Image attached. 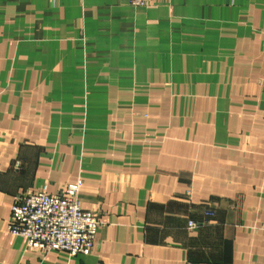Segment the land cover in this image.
Instances as JSON below:
<instances>
[{
    "label": "crops",
    "instance_id": "obj_1",
    "mask_svg": "<svg viewBox=\"0 0 264 264\" xmlns=\"http://www.w3.org/2000/svg\"><path fill=\"white\" fill-rule=\"evenodd\" d=\"M78 180L89 254L8 231ZM0 264H264V0H0Z\"/></svg>",
    "mask_w": 264,
    "mask_h": 264
},
{
    "label": "built area",
    "instance_id": "obj_2",
    "mask_svg": "<svg viewBox=\"0 0 264 264\" xmlns=\"http://www.w3.org/2000/svg\"><path fill=\"white\" fill-rule=\"evenodd\" d=\"M132 6H142L147 0H129ZM83 181L66 184L55 194L41 189L19 195L11 205L7 222L10 233L26 239L27 246L42 253L64 251L70 256L91 252L100 226L98 213L83 209L79 192ZM194 221L188 228L197 229Z\"/></svg>",
    "mask_w": 264,
    "mask_h": 264
}]
</instances>
